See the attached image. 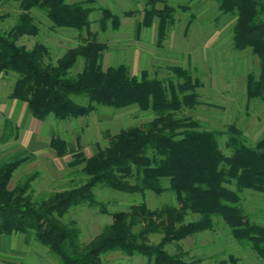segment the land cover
Listing matches in <instances>:
<instances>
[{"label":"trees","instance_id":"1","mask_svg":"<svg viewBox=\"0 0 264 264\" xmlns=\"http://www.w3.org/2000/svg\"><path fill=\"white\" fill-rule=\"evenodd\" d=\"M18 4L15 22L6 32L0 26V74L14 76L9 100L26 105L31 118L45 121L78 119L97 107L122 110L136 107L151 112L153 118L142 126H128L118 133H101L104 148L86 157L75 152L57 134L48 147L57 158L72 155L69 166L77 168L84 180L71 188L52 192L35 201L32 183L37 172L25 175L9 189L13 173L29 155L18 156L0 165V235L31 237L52 254L58 264H111L103 260L109 253L142 257L144 264H201L188 259L179 243L193 235L212 231L217 225L243 249L251 250L264 264V209L249 212L244 206L247 194L264 195V134L247 144L242 129L228 124L224 129H204L198 121L177 116L198 104V79L179 66L169 68L170 77H149L146 70L131 74L128 65L103 68L108 45L91 30L89 15L100 14V33L117 31L121 15L96 0H0ZM142 19L137 29L156 24L160 46L173 25V8L165 0H141ZM218 11L232 18L234 50H250L258 60V72L245 77L247 101H264V0H209ZM32 11H39L51 28L78 33V44L68 48L55 62L48 47L36 41L31 48L17 45L23 36L37 37L38 26ZM1 20V19H0ZM82 68L70 74L77 60ZM264 115V111H263ZM18 129L3 120L0 143L17 138ZM224 139L223 153L219 142ZM107 189L125 194L170 193L175 205L149 209L145 203L108 213L95 191ZM252 206V205H251ZM78 207L99 208L111 218L98 234L81 243L73 220L63 221ZM188 214L197 216L185 222ZM151 235H159L151 243ZM172 245L173 253L165 247Z\"/></svg>","mask_w":264,"mask_h":264},{"label":"rangeland","instance_id":"2","mask_svg":"<svg viewBox=\"0 0 264 264\" xmlns=\"http://www.w3.org/2000/svg\"><path fill=\"white\" fill-rule=\"evenodd\" d=\"M165 1L176 8V12L173 14V25L158 46L156 24L149 29H137L142 19L141 0H96V6L106 7L112 13H133L131 17L121 16L117 31L108 28L104 33H100L96 23L100 14L93 11L89 15L91 30L97 32L98 40L109 47L103 55V68L126 64L133 75L146 70L149 77L161 79L171 76L169 68L172 66L191 71L200 83L196 90L199 104L193 110L183 109L177 116L192 118L204 129H224L228 124H235L242 129L247 144L253 145L264 134V101L246 100L245 77L248 73L256 74L259 65L249 49H233L230 28L234 20L221 14L217 5L209 0ZM18 12L17 3H0V26L3 31L12 27ZM32 16L39 29L38 36H23L17 40V45L29 49L36 41L42 42L48 47L49 60L55 62L65 50L78 44L76 31L52 29L39 11H32ZM82 65V60L78 59L70 74L79 72ZM13 84L14 76L0 74V133L4 119L11 120L18 129L15 140L0 143V165L18 156L29 155L28 162L13 173L8 187L11 189L25 175L37 172L38 177L32 183L35 201L52 192L74 187L84 180L77 168L69 166L71 154L57 158L50 150L48 141L52 134L64 139L75 152L81 151L89 157L95 154L98 147L107 145V140L101 136L103 131L114 135L120 129L142 126L153 118L151 112H140L136 107L122 110L97 107L92 114L78 119L60 121L49 116L42 122L30 117L24 103L9 100L8 94ZM223 143L224 139L219 142V148L227 154ZM95 193L108 213L126 210L130 205L140 203H145L149 209L175 205L174 196L170 193L125 194L107 189H98ZM244 206L251 213L264 209V195L247 194ZM196 218L188 214L185 222ZM69 220L76 222L81 243H87L110 223L111 218L108 214H102L99 208L78 207L63 219L65 222ZM159 238V235H151L149 241L156 243ZM6 239L9 247H12L13 238ZM25 239L29 241L18 249L24 254L15 257L18 262L58 264L46 248L31 237ZM179 246L187 253L188 259H200L201 264H262L251 250L239 247L222 225L188 237ZM165 249L170 253L175 251L172 245ZM103 260L111 264L145 263L142 257H127L119 253H109Z\"/></svg>","mask_w":264,"mask_h":264},{"label":"crops","instance_id":"3","mask_svg":"<svg viewBox=\"0 0 264 264\" xmlns=\"http://www.w3.org/2000/svg\"><path fill=\"white\" fill-rule=\"evenodd\" d=\"M13 88V86H12ZM9 91V94L12 91ZM8 94V95H9ZM27 109V107H26ZM28 112V110H27ZM29 114V113H28ZM11 121V120H10ZM23 156V155H21ZM18 234H13L7 237L13 238L12 242L14 241V243L12 244V247H9L8 242L6 239L7 237L5 235H0V264H23L22 262H18L17 259L15 258L16 256H24V254L21 251H18V249H21V247L23 246L22 244H26L28 243V241L25 239L26 237L29 238L28 236H25L24 238L17 236ZM10 240V239H9ZM16 245V247L13 249V247ZM4 256H6L7 258H3Z\"/></svg>","mask_w":264,"mask_h":264}]
</instances>
